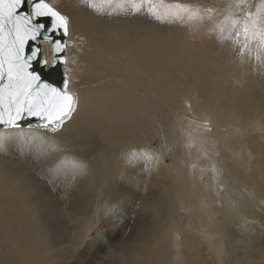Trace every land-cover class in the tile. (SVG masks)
<instances>
[{"label": "bare ground", "instance_id": "6f19581e", "mask_svg": "<svg viewBox=\"0 0 264 264\" xmlns=\"http://www.w3.org/2000/svg\"><path fill=\"white\" fill-rule=\"evenodd\" d=\"M113 1L118 11H120L121 5H125L124 7L127 8L125 17L117 18L114 14L116 9L114 8V12H112L111 7L103 4L105 0H82V2L76 0L73 3L69 0H55V4L60 8L58 9L71 16V22L69 21L71 23V35L69 37L79 43L78 48V44L73 43L72 45L71 41L68 40L67 66H64L65 71L69 72L74 67V75L81 79L82 93L76 104V110L72 113L71 119L57 131L41 127L40 122H32L26 126L20 125L17 128L24 126L20 129L0 131V144L4 145L3 147L6 145L10 149L9 146L13 143L17 144L16 141L23 144L36 143L42 151L41 157L44 162L41 168L47 167L48 170L53 171L56 163L62 162L61 164L65 165L68 162L87 171L85 179L91 184L93 181H99L103 184L109 181L112 175L118 171L120 165L125 166L127 158L134 157L138 153L148 154L147 151L143 152L141 149L153 148L151 147L152 130L158 132L163 147L166 144L173 149V144L176 143L175 146L178 149L176 153L178 159H181L184 152L183 144H187L189 139L185 137L186 142L183 136L176 135L178 132L175 129L172 128L173 130H171L165 125V122H168L166 120L168 113L164 112V104L167 100L174 101L178 97L174 94L172 87L163 84V73L164 69L170 66L189 68L196 77L195 85L189 89L192 94V100L189 99L191 104L190 102L189 104L192 106L193 116L199 118L202 116L201 119L208 117L215 125L214 137L221 154L218 171L221 179L226 183V191L224 192L226 205L224 206L225 212L222 211L220 223L226 219H233L236 221L235 224L243 229V231L241 230L243 237L240 240V245H233L230 249L235 254L236 263L255 264L254 261H246L243 255L238 254V251L248 248L254 253V249H257L254 246L251 247L249 242L251 241L252 245L253 239H255L251 234L253 224H251L250 219L261 215L259 207L261 208V203L264 200V122L262 121L264 108L260 106L261 104L257 105L263 101L257 99L255 90L252 91V89L249 90L251 92L246 89L241 90V93L247 92L251 96L249 102L245 101L246 103L236 99L239 98L238 93H233V91L231 95H225L219 84L217 88L215 86L216 89H213L212 85L216 82L214 79L217 76L213 75V65L208 61L212 56L206 41L210 42V40L208 39L207 28L200 27V24L197 23L198 19L190 24L195 41L192 43L186 36L182 39H176L174 33L165 31L163 18L160 21L163 26L160 27L159 32L155 26L151 25V21L147 19L149 10L162 0ZM170 1L172 2V9H177L179 2ZM212 1L185 0L190 5L202 2L210 4ZM227 1L229 2V0L218 2L226 11L233 10L238 5V1L233 0L230 2L231 8L227 9L225 7ZM83 2L86 4L79 7L78 3ZM234 11L236 12V9ZM257 14L264 16L262 10ZM101 17L106 18V20H99ZM211 48L213 47L210 46ZM224 54L227 53L224 52ZM217 55L214 54L215 57ZM43 56L48 60L49 66L53 57L49 43H43ZM227 58V64L233 67L232 60H229L228 55ZM213 59L212 62H214ZM217 64V67H224L220 62ZM76 65L82 68L80 72H76ZM227 70L230 73L231 71L235 73L231 68ZM245 74L249 76L247 71ZM186 91L188 90L186 89ZM244 97L246 96L244 95ZM248 113H253L254 116L248 117ZM174 126L172 124V127ZM172 131L173 133H171ZM154 135L156 136V134ZM191 152H194L193 157L189 153H187L188 155L184 153L186 157L178 161L179 164L175 161L169 169L164 163L162 151L160 149L158 153L152 151L163 172L156 171V174L161 173L160 176L165 179L172 171L176 175L178 165L184 171H188L191 162L196 159L200 158V161L208 162L198 152L194 150ZM41 157L39 158L41 159ZM73 158L83 162L79 163ZM172 159L174 160V158ZM147 160L149 158L144 156V163L149 164L146 162ZM222 171L230 177L237 178L234 179L236 186L224 178ZM130 172L134 173L135 171ZM46 173L45 175L51 177L52 174ZM23 174L17 172V164L14 161L12 162L8 158L1 160L0 257L2 260L0 264H70V260L67 261L61 259L60 255H54L52 218L44 213L51 209L52 204L39 201L38 183L31 179V176L29 178ZM187 174L185 176L183 174L180 182L167 180V188L164 189L168 194L167 198L165 197L166 200L163 198L155 200L152 194L149 195L150 198L148 197L147 203L153 208V211H158L166 204L169 206L172 204L173 210L170 209L172 211L168 213V216H164L160 212L159 215H156L157 213L154 212L152 224L145 223L143 233L138 234L137 232L136 242L131 244L134 248L129 245L128 250L133 248L136 253L133 257L134 260L130 257V261L125 262V264H173L170 256L173 253V248L174 251L177 250V245L174 243L173 248L170 245L173 243L172 239L174 238L175 241L180 232L177 229V224H171V221H175L176 207L182 206L185 196L187 198L189 193H193L190 194L192 202L197 201L196 199L200 197V194L207 193L208 186L214 184L212 178L199 182ZM176 187L180 193H174L180 197V202L170 197L171 189ZM130 188L133 189V186ZM161 188L159 189L162 190L163 188ZM250 200L256 202L255 208L249 207L248 201ZM162 217L168 220L163 222ZM203 222L214 233H221V229L215 225L211 227L209 221L206 223V220H203ZM194 224L198 227L200 223L194 221ZM161 226H167L172 234L170 240H167L169 246L166 244L168 247L165 246V249L160 243V238L153 237L155 233L157 235ZM164 239L166 240L165 237ZM165 242L163 241L164 244ZM77 263L79 262L77 261Z\"/></svg>", "mask_w": 264, "mask_h": 264}, {"label": "rangeland", "instance_id": "374dc122", "mask_svg": "<svg viewBox=\"0 0 264 264\" xmlns=\"http://www.w3.org/2000/svg\"><path fill=\"white\" fill-rule=\"evenodd\" d=\"M69 1L73 3L76 0ZM80 1L82 2V0ZM162 1L157 4L154 3L156 7H151L147 17V19L151 21V25L157 28V32H159L160 27L163 26L160 21L164 19L165 31H171L172 34L174 33L173 35L176 39H182L186 36L190 42L194 43V32L190 24L198 19L197 23L200 24V27L207 28L208 39L211 42L206 41L207 46L209 45L207 47L209 53L211 52L210 55L212 57H210L212 59L214 58V62H212L211 58H209L208 61L213 65V75L217 76L214 79L216 84L213 83L214 85H212L213 89H216L219 84L225 95H231L232 91L233 93H238L237 96L239 98L236 99L240 102H249L248 100L251 99V96L247 94V92L241 93L242 89H246L248 92H251L249 91L251 89L252 91L255 90L254 93L258 97L257 99L263 101V103H257V105L261 104L260 106L264 108V39L261 38V34L264 33V29H262L264 28V16L257 14L260 10L264 12V0H237L238 5L234 8L236 12L234 9L226 11V9L222 8V6L218 4L221 0H213L210 4L202 2L195 5H190L188 2H185V0H176L179 2V5L175 10L172 9V2L170 0ZM232 1L233 0H229V2L227 1V5L225 4L227 9L231 8L230 2ZM47 2L58 11H61L62 14L67 15L71 22V16L59 10L60 8L55 4V0H47ZM85 4L84 2L78 3V6L80 5L79 7H82ZM103 4L111 7L112 12L115 11L114 14L117 18L125 17L127 11V8L124 7L125 5H121L120 11H118L113 0H105ZM114 8L116 10H114ZM99 20L104 21L106 18L101 17ZM70 22L69 36L71 35ZM245 24L248 25V32L246 34L243 31ZM68 40L71 41L72 45L73 43L75 45L78 44L79 48L78 41L72 40V37H68ZM210 46L213 48L210 49ZM224 52L227 54L225 55ZM214 54H218L216 56L217 58ZM227 55L229 56V60H232L233 67L227 64ZM43 58L46 59L45 57ZM66 62L65 66H67ZM217 62H220L224 67H217ZM229 68L233 69L235 73L232 71L230 73L229 70H227ZM247 69L250 70L248 71ZM81 70L82 68L77 66L76 72H80ZM246 71L249 76H246ZM66 72L69 77L70 90L74 96L78 98V102L82 93L81 79L74 75V67L71 72L67 70ZM163 75V84L172 87L174 94L178 97V99L174 98L177 100H167L164 104V112L168 113L166 117L168 122H165L166 127L171 130L175 129L178 132L176 135L180 137L183 136L185 141V137H188L190 142L186 141L187 144H183V154L189 153L192 156L194 152H191V150H194L198 152L200 156L203 155V158L208 161L202 162L200 158L196 159L191 162L190 170L188 171H184L178 165L176 168V170L178 169L176 175L174 171H172L168 175L169 177L167 176L165 179L160 176L163 172L158 166L154 156L155 154L153 155L152 151H154V153H158L159 149L162 151L164 154V163H166V168L169 167V169L171 164L174 165L173 163H175V161L178 163V161L186 157V154H182L181 159H178L176 153L178 149L177 146H175L176 143L173 144V149L166 146V144L163 147L156 130H152V135L150 134L152 140L151 147L154 149L143 148L141 150H143V152L147 151L146 153L148 154L143 155L138 153L139 155L135 154L134 157L127 158L124 164L125 166L123 167L120 165V170L118 169V171L112 175V178L104 184L99 181H93V184H91L85 179L87 171L84 169L82 170L81 167L74 166V164H69L68 162L65 165L61 164L62 162L59 164L56 163L53 171L48 170L47 167H44V169L41 168L43 167L42 163L44 161L41 157L42 151L36 143L23 144L20 141H16L17 144H11L9 146L11 147L10 149H8L6 145L3 147L4 145L2 146V144H0V162L7 158L12 162L14 161L15 164H17L18 173H24L23 175L26 177L31 176V179L36 180L38 183L39 201L45 204H52L51 209H48L44 213L52 218L54 255H60L61 259H66L67 261L70 260V264H125V262L130 261V257L134 260L133 257H135L136 253L131 244L136 242L137 232L138 234L143 233V225L145 223L148 222L149 225L152 224L154 219L153 216H155L154 212L157 213L156 215L162 213V215L168 216V213L173 210L172 204L170 205L172 206L171 208L166 204L158 209V211H153V208L147 203L150 198L149 195L152 194L155 200L158 198L166 200L168 194L164 189L167 188V180L180 182L182 181L183 174L185 176L186 173H188L187 176L199 182H204L212 178L214 184L210 187L208 186L206 189L207 193L203 195L200 194V199H196L197 201H194L195 203L192 202V196H190V194L193 193H189L187 197L188 200H186L187 198L185 196V204L182 203V206L176 207L174 216L175 221H171V224H177V229H179L180 232L178 237L175 238V241L174 238L172 239L173 243L170 245L172 248L174 247V243L177 245V250L174 251L173 248V253H171L170 256L173 260V264H237L235 254L230 249L233 245H240V240L243 237V229L235 224L236 221L233 219H226L225 221L223 219L226 223H220L223 215L222 211L225 212L224 206L226 205V199L224 197V192L226 191V183L221 179L218 171L221 154L217 148L214 137L215 125L212 124L208 117L201 119L202 116H200V118L193 116L192 106L190 105L192 94L189 90L191 86H194L196 83V77L193 71L189 68L180 66H170L164 69ZM186 89L188 91H186ZM244 95L246 97H244ZM257 108L260 109L259 106H257ZM252 116H254L253 113H248V117ZM262 121L264 122V118H262ZM172 124L175 126L172 127ZM23 127L24 126L19 128L0 129V131L20 129ZM153 133L156 134V136ZM171 133H173V131ZM150 150L152 151L150 152ZM159 154L161 153L159 152ZM144 156L149 158V160L146 161L149 164L144 163ZM39 157H41L42 160ZM172 158H174V160ZM74 160L77 161L78 159ZM132 160L133 162H131ZM77 162L80 163L83 161L78 160ZM84 171L85 173H83ZM130 171L135 172L131 173ZM156 171L161 173L156 174ZM45 173L52 174L53 176L51 175V177H48ZM225 173L226 172L222 171L224 178L230 184L236 186L234 179L237 178L233 176L230 177V175H226ZM130 175L132 176L127 177ZM131 186H133V189L130 188ZM155 186L159 188L162 187L163 189L161 188L162 190H160ZM49 189L52 190L50 191ZM171 191L170 197L180 202V197L175 194L180 193L178 188H172ZM156 193L159 195H156ZM48 199L49 201H47ZM231 200L233 201L234 199ZM248 205L249 207L255 208L256 202L250 200L248 201ZM245 206L247 205L245 204ZM259 212L261 213L259 216H250V222L253 224L251 234L255 239H253L252 245L251 241L249 243L251 247L254 246L257 249H254L253 253V250L251 251V249L243 248L238 251V254L243 255L244 259L248 262L254 261L255 264H264V200L261 203V208L259 207ZM161 220L166 222L168 219L162 217ZM203 220H206V223L209 221L211 227L215 225L220 228L221 233H214L211 231L209 227L204 224ZM194 221L195 223H200L198 227H196ZM171 235V231L169 232L167 226H161L157 231V235L155 233L153 237H159L160 243L164 247L163 249H165V246H169L167 240H170ZM163 241L167 243L165 242L164 244ZM129 245L133 247L130 250H128L130 247ZM235 250L237 249L235 248ZM66 254L67 257H65ZM1 260L2 258L0 257V261ZM77 261L79 263H77Z\"/></svg>", "mask_w": 264, "mask_h": 264}, {"label": "snow or ice", "instance_id": "6c2138e0", "mask_svg": "<svg viewBox=\"0 0 264 264\" xmlns=\"http://www.w3.org/2000/svg\"><path fill=\"white\" fill-rule=\"evenodd\" d=\"M28 3L29 0H0V82L7 81L0 86V105L7 113L5 119V112H0V124L18 127L17 120L26 114L44 121L41 127L57 131L71 119L78 98L68 91L66 78L63 88L42 83L41 77L29 70L32 61L39 58L41 49L33 48L31 54L26 55L25 47L45 30L67 37L69 17L46 0H34L30 14L20 13L18 10ZM42 17L51 19L50 27L44 23H33ZM243 31L245 34L248 32L247 24ZM43 38L52 39L49 35ZM261 38L264 39V33ZM65 47L60 40L54 41L57 53L64 51ZM57 62L64 61L58 58L53 66Z\"/></svg>", "mask_w": 264, "mask_h": 264}, {"label": "water", "instance_id": "95a60500", "mask_svg": "<svg viewBox=\"0 0 264 264\" xmlns=\"http://www.w3.org/2000/svg\"><path fill=\"white\" fill-rule=\"evenodd\" d=\"M34 2V0H29V3L20 8L18 11L20 13H31V3ZM47 2V1H46ZM33 23H44L50 27L51 25V19L48 17H42L39 18L38 20H34ZM45 35H49L52 37L51 40L44 39L43 37ZM68 37H69V32L67 37H64L62 34L58 33H51L48 31H42L40 36L37 37L35 41H29L28 44L25 47V53L26 55L31 54V49L39 47L41 49V52L39 54V58L36 60H33L31 63V68L29 69L31 72L38 74L41 77V82L42 83H47L51 84L54 87L57 88H63V84L65 82V78L67 79L68 82V91L73 94L70 90V84H69V77L67 72L65 71V62L67 60V44H68ZM60 40L62 43L66 45L64 48V51L57 53L54 48V41L55 40ZM43 43H49L51 46L52 50V61L51 64L48 66V64H44L43 61L46 60L43 57ZM58 58L63 59V63L57 62L55 66H53V62L56 61ZM7 81L0 82V86L3 84H6ZM74 95V94H73ZM0 112H5V108L3 105H0ZM4 118L7 119V113L5 112ZM32 122H40V125L44 123L41 119L38 117L34 116H28L24 114L22 118H19L17 120L18 125H26ZM10 128L7 125L0 124V129H6Z\"/></svg>", "mask_w": 264, "mask_h": 264}]
</instances>
